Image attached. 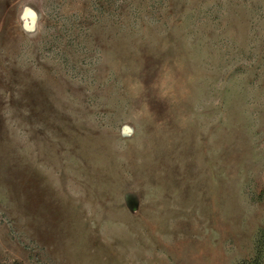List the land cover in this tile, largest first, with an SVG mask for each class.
<instances>
[{
  "label": "rangeland",
  "instance_id": "rangeland-1",
  "mask_svg": "<svg viewBox=\"0 0 264 264\" xmlns=\"http://www.w3.org/2000/svg\"><path fill=\"white\" fill-rule=\"evenodd\" d=\"M264 264V0H0V264Z\"/></svg>",
  "mask_w": 264,
  "mask_h": 264
},
{
  "label": "trees",
  "instance_id": "trees-1",
  "mask_svg": "<svg viewBox=\"0 0 264 264\" xmlns=\"http://www.w3.org/2000/svg\"><path fill=\"white\" fill-rule=\"evenodd\" d=\"M238 264H261V263H260V261L257 258H255L253 260H244V261H241Z\"/></svg>",
  "mask_w": 264,
  "mask_h": 264
}]
</instances>
